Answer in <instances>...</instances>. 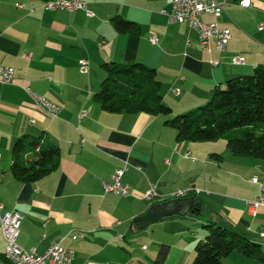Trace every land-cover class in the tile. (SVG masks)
Masks as SVG:
<instances>
[{"label": "crops", "instance_id": "crops-1", "mask_svg": "<svg viewBox=\"0 0 264 264\" xmlns=\"http://www.w3.org/2000/svg\"><path fill=\"white\" fill-rule=\"evenodd\" d=\"M43 1L0 0V65L14 68L13 83H0V205L21 215L17 244L41 254L58 241L73 250V264H191L204 225L214 222L264 246L258 234L264 207L250 206L259 192L250 178L262 176L264 160L230 156L211 141L179 142L165 116L107 112L94 98L105 77L102 64L137 62L156 71L172 115L205 104L215 87L264 65V0H250L248 8L218 0V26L230 30L220 52L203 49L194 30L169 21L170 0H84L91 16L45 11ZM116 16L138 31H117ZM201 19L214 20L211 14ZM81 59L88 73L79 71ZM25 87L57 104L58 116L42 112ZM22 135L59 148L55 168L34 181L18 180L10 170L12 145ZM124 166L128 194L105 192L113 171ZM151 186L157 195L147 199ZM190 196L199 213H174L143 229L132 223L150 206ZM5 245L0 228V264H9Z\"/></svg>", "mask_w": 264, "mask_h": 264}, {"label": "trees", "instance_id": "trees-1", "mask_svg": "<svg viewBox=\"0 0 264 264\" xmlns=\"http://www.w3.org/2000/svg\"><path fill=\"white\" fill-rule=\"evenodd\" d=\"M113 25L119 32L138 31L133 22L118 16ZM102 67L105 77L94 98L105 111L162 115L179 142L223 138L234 156L264 160V65L256 66L250 75L228 79L214 88L205 104L177 115L164 104L154 69L137 62H108ZM58 158L59 148L50 140L22 135L12 145L10 170L18 180L34 181L53 170ZM204 230L191 264H221L234 251L264 261L261 246L246 236L214 222L205 224Z\"/></svg>", "mask_w": 264, "mask_h": 264}, {"label": "built area", "instance_id": "built-area-1", "mask_svg": "<svg viewBox=\"0 0 264 264\" xmlns=\"http://www.w3.org/2000/svg\"><path fill=\"white\" fill-rule=\"evenodd\" d=\"M171 11L167 14L169 21L175 23H183L188 28L197 33L200 45L205 50L211 48L216 51L225 50L230 38V30L220 28L218 20L223 14V3L218 0H170ZM238 5L241 7H250V0H239ZM41 7L45 11L62 9L66 11L84 10L87 16L92 13L87 9V2L84 0H44ZM202 14H211L214 18L212 22H204L201 19ZM259 28L264 29L263 24ZM149 41L152 44L157 42V37L151 35ZM24 56L30 57V54ZM234 64L241 63L240 58L232 60ZM79 71L88 73L89 66L86 60L78 61ZM14 80V68L11 66L0 65V83L11 84ZM24 91L42 112L51 116L57 117L60 107L46 98L38 94L30 87H25ZM85 115L82 111L81 116ZM32 121V120H30ZM126 166L116 168L111 175V183L104 184L105 192H110L115 195L126 196L128 194V185L122 182V177ZM250 182L258 184V196L250 202L251 207H264V180L259 181L257 177H252ZM188 190H199L190 187ZM186 191V190H185ZM185 191L178 192L176 195H184ZM154 186L146 192V198L151 199L156 196ZM21 215L17 211H3V206L0 205V228L5 239L4 254L9 256L11 260H15L16 264H73L74 252L72 249L62 246L58 241L52 242L44 252L38 254L34 249L25 250L17 244V238L20 232ZM258 234L264 237V229H261ZM82 234H73V237H79Z\"/></svg>", "mask_w": 264, "mask_h": 264}, {"label": "water", "instance_id": "water-1", "mask_svg": "<svg viewBox=\"0 0 264 264\" xmlns=\"http://www.w3.org/2000/svg\"><path fill=\"white\" fill-rule=\"evenodd\" d=\"M197 209L194 197L190 196L184 199H176L164 202L158 205L150 206L144 214L132 219V223L137 229H143L157 219L174 213L193 212Z\"/></svg>", "mask_w": 264, "mask_h": 264}, {"label": "rangeland", "instance_id": "rangeland-1", "mask_svg": "<svg viewBox=\"0 0 264 264\" xmlns=\"http://www.w3.org/2000/svg\"><path fill=\"white\" fill-rule=\"evenodd\" d=\"M211 142H212L211 144H213V146H215L216 148H222V149L227 148V150H228V147L226 146V142H225V140L223 138H218L215 141H211ZM228 152H229V155L231 154L230 156H234L229 150H228ZM260 174H262V176H258L257 175L258 178L260 177V179H263L264 180V167H263V170L260 172ZM252 208L254 210L257 207L256 208L252 207ZM261 249H262V251L264 253V246H261ZM233 254H238V253H237V251H234ZM228 258H229L228 261H226L224 264H264V261H262L260 259L248 258V260H249L248 263H245V262H242L239 259L233 257V255H230V257H228ZM222 262H224V261H222Z\"/></svg>", "mask_w": 264, "mask_h": 264}, {"label": "bare ground", "instance_id": "bare-ground-1", "mask_svg": "<svg viewBox=\"0 0 264 264\" xmlns=\"http://www.w3.org/2000/svg\"><path fill=\"white\" fill-rule=\"evenodd\" d=\"M78 234H80V233L78 232ZM4 255H5V254H4ZM5 257H6V259H7L11 264H16V261H15V260H11L9 256H6V255H5Z\"/></svg>", "mask_w": 264, "mask_h": 264}]
</instances>
